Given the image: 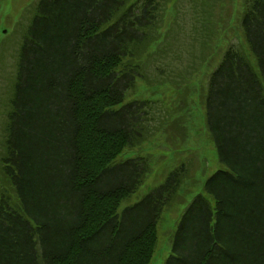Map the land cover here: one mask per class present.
I'll use <instances>...</instances> for the list:
<instances>
[{"label":"trees","instance_id":"trees-1","mask_svg":"<svg viewBox=\"0 0 264 264\" xmlns=\"http://www.w3.org/2000/svg\"><path fill=\"white\" fill-rule=\"evenodd\" d=\"M240 3V41L200 98L223 168L184 206L163 264H264V0ZM231 4L35 0L18 32L0 31L16 45L0 100V264H149L196 169L185 156L118 208L152 169L140 146L185 141L190 89L176 110L159 89L189 84Z\"/></svg>","mask_w":264,"mask_h":264},{"label":"rangeland","instance_id":"rangeland-1","mask_svg":"<svg viewBox=\"0 0 264 264\" xmlns=\"http://www.w3.org/2000/svg\"><path fill=\"white\" fill-rule=\"evenodd\" d=\"M35 0H0V31L9 34L13 30L17 32L24 26L30 17V6ZM231 10L226 11L228 14L223 17L222 21L216 26V32L210 39L208 52L202 67L190 79L189 84L179 90L170 87L160 88L165 105L173 110L183 106L186 101L184 98L188 90L190 93L187 100V112L189 114L186 121L187 136L183 143L169 145L161 139L160 135H154L140 146V150L149 155L152 169L140 188L132 194L127 200L123 201L118 212L128 204L139 200L150 188L157 186L164 179L165 174L175 165L186 160L196 169V174L190 180H187L181 189V202L175 204L169 211L164 213L159 228L158 239L160 248L155 252L149 264H163L169 254V245L166 239H171L169 233L173 232L181 211L193 194L198 190V186L213 172L223 168V164L218 159L216 147L212 138L207 133L204 117V105L200 98L202 90L205 87V81L210 72L218 64L224 50L233 43L240 41V32L237 27L239 23V14L241 3L240 0H231ZM16 32V33H17ZM208 44V43H207ZM16 45L14 40L1 41L0 38V100L6 99L7 76L13 65L12 55L15 52ZM252 62L254 60L252 59ZM148 91L147 93H149ZM173 101L171 99L175 98ZM0 101V102H1ZM177 105V107H176ZM5 111L3 105H0V129L2 128ZM178 120H182L179 116ZM181 134V130L175 128L173 135L176 137ZM184 150V151H183ZM194 174V172H193ZM192 174V175H193ZM130 221L126 226L130 225Z\"/></svg>","mask_w":264,"mask_h":264}]
</instances>
